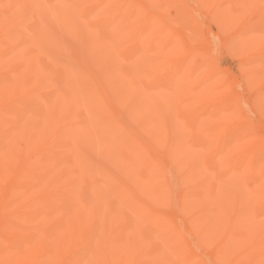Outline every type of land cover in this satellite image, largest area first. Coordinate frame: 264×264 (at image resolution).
Segmentation results:
<instances>
[{
    "label": "bare ground",
    "instance_id": "obj_1",
    "mask_svg": "<svg viewBox=\"0 0 264 264\" xmlns=\"http://www.w3.org/2000/svg\"><path fill=\"white\" fill-rule=\"evenodd\" d=\"M226 56L259 118L264 0H0V264H264Z\"/></svg>",
    "mask_w": 264,
    "mask_h": 264
},
{
    "label": "rangeland",
    "instance_id": "obj_2",
    "mask_svg": "<svg viewBox=\"0 0 264 264\" xmlns=\"http://www.w3.org/2000/svg\"><path fill=\"white\" fill-rule=\"evenodd\" d=\"M176 30L177 31H181V30H178V29H176ZM205 30H207V31L205 32ZM207 33L208 34L211 33V34L208 35ZM204 34L207 35V38H209V36H211V44L213 42L215 45L217 44L218 41L227 40L229 38V34L227 33V31L226 32L222 31V32L219 33L218 30L216 29V27L213 28V26L210 25V24L203 28V35ZM206 35H204V36H206ZM214 44H212V45H214ZM220 54H223V53H220ZM226 57L228 58V60H227L228 62L225 65L226 67L224 66L225 67V69H224L225 71L224 72H225V74L227 76V79H228V82H229L228 92L234 93L235 95H237L241 99L243 104L245 105L246 109H248L251 112V115L255 116V114H256L255 110H253V108L250 107L251 105L248 106L250 104L249 102L255 96L254 89H251L248 86L249 85V82H248V78H249L248 71L244 67H240L239 65L233 64L234 61L232 59L230 61L229 60V58H230L229 56H226ZM231 57H232V55H231ZM242 57H243V60L246 59L245 58L246 55L243 56V54H242V56L238 55V60H241ZM227 67H228V69H227ZM260 85L261 84H259V86ZM262 86H264V85H262ZM251 110H253V112ZM257 115L258 114H256L255 118L253 117L254 118L253 121L256 120V123L254 122V125H255L256 128L262 129V128H264V115H259V118H258ZM234 123L238 124L236 119L234 120ZM244 182H246L247 185L250 186V187L253 185V179L251 178V176H246Z\"/></svg>",
    "mask_w": 264,
    "mask_h": 264
}]
</instances>
